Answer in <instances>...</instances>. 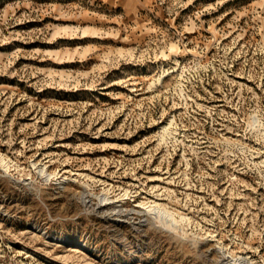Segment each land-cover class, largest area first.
I'll list each match as a JSON object with an SVG mask.
<instances>
[{
    "label": "rangeland",
    "instance_id": "1",
    "mask_svg": "<svg viewBox=\"0 0 264 264\" xmlns=\"http://www.w3.org/2000/svg\"><path fill=\"white\" fill-rule=\"evenodd\" d=\"M254 113L264 0H0V264H264Z\"/></svg>",
    "mask_w": 264,
    "mask_h": 264
},
{
    "label": "bare ground",
    "instance_id": "2",
    "mask_svg": "<svg viewBox=\"0 0 264 264\" xmlns=\"http://www.w3.org/2000/svg\"><path fill=\"white\" fill-rule=\"evenodd\" d=\"M158 79H161V74L157 77ZM181 83H183L181 81ZM183 89V87H182ZM251 125H253L256 129L260 130L262 134L264 135V121L259 116L258 113H254L252 117V121L250 122ZM177 125L175 117L171 118V120L163 126V131L161 133V137L164 140L169 139V137L174 136L175 140L178 139L177 135ZM0 161L1 163L8 168L10 166L8 159H6V156L0 152ZM39 171L42 174L50 175L52 172L48 171L47 164L43 163L41 165L38 164ZM130 195V189L125 188V191L123 193H120L116 195L117 197L114 198L112 195H110V188L104 187L103 193L100 196V199L102 201L108 202H115L117 200H122ZM118 204H113L112 207H117ZM140 206L139 210H145L147 212L152 213L158 220L166 226L170 227H176L179 225L185 226L186 221L190 220V216L186 213L180 211L176 208H170L165 202L159 201L158 199H145L142 198L139 200L138 204ZM234 254V253H233ZM233 259L242 261V259H245L247 261V264H259L258 262L251 260L249 261V258L244 255L236 256L233 255Z\"/></svg>",
    "mask_w": 264,
    "mask_h": 264
}]
</instances>
